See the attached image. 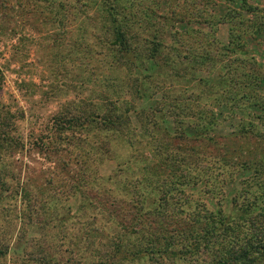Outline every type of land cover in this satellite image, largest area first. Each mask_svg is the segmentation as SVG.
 Masks as SVG:
<instances>
[{
	"label": "rangeland",
	"instance_id": "obj_1",
	"mask_svg": "<svg viewBox=\"0 0 264 264\" xmlns=\"http://www.w3.org/2000/svg\"><path fill=\"white\" fill-rule=\"evenodd\" d=\"M111 1L0 0V248L6 252L0 264H102L118 240L125 247L129 239L133 243L150 235L151 227L177 238L182 230L202 232L220 218L211 212L234 215L241 207L232 197L242 187L244 172L235 170V182L216 188L190 174L178 215L159 216L150 205L157 190L148 186L155 163H179L176 151L190 150L189 161L198 160L199 168L218 154L236 162L264 156L260 138L221 136L231 134L245 116L240 109L215 105L217 97L229 101V92L213 87L206 94L184 76L193 67L211 81L241 70L264 80V0H131L127 32L136 42L158 31L170 44L162 55L175 61V49H198L187 64L176 63L179 72L173 75L168 69L153 73L147 58L117 66L105 45L111 31L103 6ZM250 7L257 10L249 12ZM259 24L263 27L255 30ZM182 30L188 33L179 37L178 46L173 37ZM195 54L215 55V63H195ZM129 67L146 95L157 90L143 103L130 95L136 85ZM105 79L114 90L104 87ZM116 89L123 97L116 96ZM259 90L264 95V85ZM190 93L210 100L214 115L204 112L220 135L218 146L185 135L200 119L201 108H190L178 122L173 105L186 98L197 102ZM156 107L162 110L151 120L142 112ZM126 115L133 129L125 127ZM184 166L190 167L188 160ZM137 183L148 199L145 210L134 196ZM198 256H178L176 264L203 260L202 253ZM125 257L122 264H148Z\"/></svg>",
	"mask_w": 264,
	"mask_h": 264
},
{
	"label": "trees",
	"instance_id": "obj_2",
	"mask_svg": "<svg viewBox=\"0 0 264 264\" xmlns=\"http://www.w3.org/2000/svg\"><path fill=\"white\" fill-rule=\"evenodd\" d=\"M113 1H111L112 5L103 6V14L109 19L108 29L111 31V38L105 41V45L111 50V54L117 62V66H119V64L132 66L135 60L144 62V58H147L153 63V73L168 69L170 70L169 75H173L179 72L177 71L176 63L187 64L185 62L193 57L192 53L198 52V49L187 45V47H183L185 51H178L175 49V52H177L175 56L178 55L179 57L178 61H175L169 55H162L163 51L170 47V44L164 41L158 31L153 32L150 38L147 36L144 40L136 42L127 32L128 15L133 13L132 10L128 9L132 7L130 3L132 1ZM117 2L122 6L116 5L115 3ZM124 2L128 4L126 5ZM250 8L251 9H248L250 10L249 12L257 10L256 7ZM244 10L246 11V9ZM259 25H254V29H260L262 24ZM187 33L188 31L182 30V32L177 31L174 34L173 38L176 40L178 46L181 44L179 42V37L187 36ZM233 37L234 36L231 35L232 40H235ZM230 44L231 45L228 47H231L233 42L231 41ZM138 52L144 53L139 54ZM145 52L150 54L149 57L145 55ZM195 55V63L199 60L209 61L211 64L215 63V55ZM189 63L192 64L193 62ZM145 66L147 69H150L149 66ZM191 66L192 65H190V67ZM129 68L131 69H128L130 81L134 86L136 85L134 91H132L130 95L143 103L142 101L147 100V98L150 99L152 95H155L157 90H154V93L150 96L146 95V91L143 89L141 83L134 78L136 75L133 72V68ZM191 70L193 71L192 73H185V78L190 80L193 79L195 83L201 85L203 92L206 93L207 91L209 93L214 89L213 87H221L220 89L225 93L229 92V101L228 99L217 97L214 101L217 102L215 105L219 107L225 106L227 110L232 112L237 108L245 115L240 118L238 125L235 126L231 134H223L221 136L226 138L237 136L241 138L255 137L264 141V95L261 94L259 90L260 85H264V80L261 81V79L252 72L246 73L245 70H241L239 72L240 75L236 73L230 78L219 75L215 81H211L209 78L199 77L198 71L193 67ZM161 76L163 75L161 74ZM253 80L254 82L252 83ZM142 81L146 82V80ZM233 86L238 88V90H233ZM104 87L108 89L111 87L109 79H105ZM246 89H251L252 91L250 92V90ZM117 90L120 89H116V96L119 98L123 97V92L121 91V93H119ZM188 90L187 92H191L190 89ZM190 94L193 96V100L197 102H193L190 98H186L183 101L177 100L179 102L173 105L176 108V116L180 117L178 122H184L183 115L186 114V111L188 112L190 108H201L202 110L199 111L200 119L194 126H188L185 135H187V138L190 140L201 141L203 144H206V146L210 143L218 146L215 137L219 134L215 131L214 123L211 120L212 117L205 115L204 112L206 110V112L214 115L213 110L210 109L209 112L208 109L210 100L205 101L200 96L203 93L200 92L198 93L200 95ZM160 110H162L160 107H156L142 112L151 120L153 115L155 116L154 113L160 112ZM250 112H255V114L252 115ZM125 119L128 120L124 123L125 127L128 126V128L133 129L131 128L130 116L126 115ZM121 126H123V124L116 125L115 128L112 129L113 132L120 131L117 130V127L122 128ZM134 135H136V133H134ZM176 154L175 160L179 161V163L174 161L172 165L171 163L158 160V164L155 163V167L152 168L153 179L148 183V186L151 185L153 189L156 188L157 190V198L153 197V199L150 196V205L155 208L153 212L156 215L167 216L169 215L167 213H175L174 215H178L179 211H177L176 206H178L180 202V197L185 195L184 186H187L185 178L190 174L199 181L205 182L208 188H216L221 184L224 187L228 182H235V170L244 172L243 180H240L242 187L236 189L235 195L232 197L234 205L240 201L239 206L241 207L238 211H235L236 214L234 215L225 213L223 209L218 213L211 212L214 216L219 217L220 215V218L214 219V221L209 224V227L202 232H200L198 228L191 231L182 230L178 234V238L173 234H164L160 228H156L158 231L156 230L153 232L154 227H151V231L149 230L150 235L143 234L139 240L134 241L135 243H131L130 241H133L131 239L127 241V246H130L129 250L131 252H129V250L125 251L128 247H124V244L120 242L122 240H118L116 248L104 254L102 264H122L123 258H126L125 256H127V258L130 257L131 259L129 261L131 262L141 260L148 264H176V262L179 261V257L184 259L186 255L199 254V258L200 253L203 254V260H199L194 264H264V156L258 160L243 159V161L236 162L225 157L223 154H218L214 156L211 164H204L203 167L199 168L196 166L198 160L194 162L189 161V158L194 154L191 150L188 154L184 153L182 155L179 151H176ZM165 158L169 161L172 160L170 156H166ZM209 158L211 160V156H209ZM187 160L190 167H183V162ZM144 161L149 171L150 165L147 163L148 158H145ZM136 186L139 188V191L135 193L134 196L141 201L140 207L145 210L146 204L144 203H146L148 199H145L147 197L143 194L141 187H139V183H137ZM177 193L180 196L175 197ZM241 199H244V205H242ZM259 225L262 227H259ZM235 226H237V228ZM247 227L249 228L247 229ZM246 229L248 232H246ZM210 250H213L212 255L206 256V252H210ZM5 253V250L0 248V255L3 256Z\"/></svg>",
	"mask_w": 264,
	"mask_h": 264
}]
</instances>
